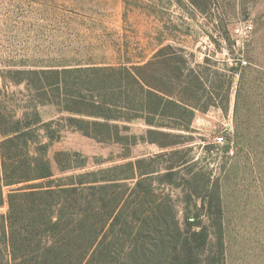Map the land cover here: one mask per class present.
Listing matches in <instances>:
<instances>
[{"label": "rangeland", "instance_id": "374dc122", "mask_svg": "<svg viewBox=\"0 0 264 264\" xmlns=\"http://www.w3.org/2000/svg\"><path fill=\"white\" fill-rule=\"evenodd\" d=\"M159 89L192 115L156 111ZM0 118L31 131L32 155L47 144L53 179L134 229L172 213L207 228L200 264H264V0H0Z\"/></svg>", "mask_w": 264, "mask_h": 264}, {"label": "trees", "instance_id": "16d2710c", "mask_svg": "<svg viewBox=\"0 0 264 264\" xmlns=\"http://www.w3.org/2000/svg\"><path fill=\"white\" fill-rule=\"evenodd\" d=\"M54 80L59 82L58 77ZM37 82L40 83L38 79ZM190 83L193 88L202 87L198 76L190 77ZM157 92L161 97L152 92L148 95L155 99L151 104L156 111L171 104L172 108H184L192 115L195 107L168 101L165 99L169 97L168 93L161 89ZM3 125L0 118V136L4 138L0 142V206L4 204L2 189L18 188L7 195L8 211L1 217L0 264H111L113 260L118 261L112 255L116 252L115 247L124 246L125 238L116 235L118 227L130 245H126V255L117 264H200L199 258L205 256L210 242L206 227L199 225L197 230L183 231L175 215L169 213V220L166 214L161 215L162 218L141 217L140 225L134 229L132 222L123 219L121 213H106L104 199L87 198L80 187L60 184L53 179L46 158L47 144L39 145L36 154L32 155L29 129L17 126L7 130ZM56 161L61 164L58 156ZM72 168L69 164L61 171ZM145 175L139 173L140 177ZM142 179L136 184L137 189L141 187ZM106 186L101 188L106 190ZM150 193L149 188L146 194ZM158 222L162 227L159 228ZM218 246L221 258V240Z\"/></svg>", "mask_w": 264, "mask_h": 264}, {"label": "built area", "instance_id": "2783aa9c", "mask_svg": "<svg viewBox=\"0 0 264 264\" xmlns=\"http://www.w3.org/2000/svg\"><path fill=\"white\" fill-rule=\"evenodd\" d=\"M252 29H253L252 25L250 23H246V24L238 25L234 27L233 33L239 39H244V38H247V36L252 32ZM240 64L242 67L247 66V62L243 60L240 61ZM216 141L219 144H223L224 138L220 136L216 139Z\"/></svg>", "mask_w": 264, "mask_h": 264}]
</instances>
